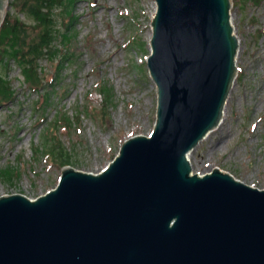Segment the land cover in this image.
<instances>
[{"label": "water", "instance_id": "obj_1", "mask_svg": "<svg viewBox=\"0 0 264 264\" xmlns=\"http://www.w3.org/2000/svg\"><path fill=\"white\" fill-rule=\"evenodd\" d=\"M155 3L153 132L98 174L66 167L35 200L0 197V264H264V190L217 168L194 173L189 160L237 77L232 0Z\"/></svg>", "mask_w": 264, "mask_h": 264}, {"label": "rangeland", "instance_id": "obj_2", "mask_svg": "<svg viewBox=\"0 0 264 264\" xmlns=\"http://www.w3.org/2000/svg\"><path fill=\"white\" fill-rule=\"evenodd\" d=\"M72 1L78 64L59 71L53 92L47 82L56 64L41 63L40 93L18 63L0 67L15 95L0 102V197L35 200L57 186L66 167L98 174L126 140L154 130L158 95L147 58L155 0ZM7 12L32 25L18 8ZM231 17L237 77L222 122L189 160L194 173L217 168L264 190V0H232Z\"/></svg>", "mask_w": 264, "mask_h": 264}, {"label": "trees", "instance_id": "obj_3", "mask_svg": "<svg viewBox=\"0 0 264 264\" xmlns=\"http://www.w3.org/2000/svg\"><path fill=\"white\" fill-rule=\"evenodd\" d=\"M62 1L10 0L9 6L18 8L20 13L32 20V25L8 12L0 27V67H7L9 61L18 63L35 92L40 93L37 89L45 74L41 65L44 60L56 64L54 75L47 82L52 87L50 93L62 82L59 71L77 63V50L72 44L75 35L70 34L73 32L69 28L75 21L70 11L73 1ZM58 11L61 15L57 14ZM14 97L10 82L0 71V102H12ZM60 156L64 160V156Z\"/></svg>", "mask_w": 264, "mask_h": 264}, {"label": "bare ground", "instance_id": "obj_4", "mask_svg": "<svg viewBox=\"0 0 264 264\" xmlns=\"http://www.w3.org/2000/svg\"><path fill=\"white\" fill-rule=\"evenodd\" d=\"M53 85V84H52Z\"/></svg>", "mask_w": 264, "mask_h": 264}]
</instances>
